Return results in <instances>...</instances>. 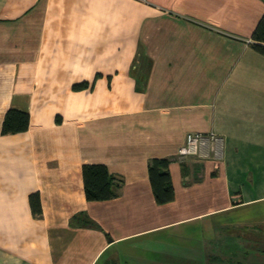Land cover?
<instances>
[{
    "label": "crops",
    "instance_id": "obj_1",
    "mask_svg": "<svg viewBox=\"0 0 264 264\" xmlns=\"http://www.w3.org/2000/svg\"><path fill=\"white\" fill-rule=\"evenodd\" d=\"M263 15L264 0H0V264L264 260L251 247L264 228ZM9 109L29 114L26 130L2 133ZM194 132L221 141L179 157ZM152 158L170 159L169 202ZM85 163L106 166L116 196L85 198Z\"/></svg>",
    "mask_w": 264,
    "mask_h": 264
},
{
    "label": "trees",
    "instance_id": "obj_2",
    "mask_svg": "<svg viewBox=\"0 0 264 264\" xmlns=\"http://www.w3.org/2000/svg\"><path fill=\"white\" fill-rule=\"evenodd\" d=\"M253 39L264 42V15L253 32ZM77 87V85H74ZM29 123V114L17 109H9L4 117L2 133H15L26 130ZM168 158H152L148 164V176L151 182L155 199L158 203H166L173 199V187L169 173ZM85 198L88 201H104L116 196L113 189L115 180L108 174L103 164L85 163L81 166ZM29 205L34 215H41V202L38 192L29 195ZM75 219H78L76 217ZM82 222L91 224V220L80 218ZM79 219V220H80ZM83 224V223H82ZM249 253V252H248Z\"/></svg>",
    "mask_w": 264,
    "mask_h": 264
},
{
    "label": "built area",
    "instance_id": "obj_3",
    "mask_svg": "<svg viewBox=\"0 0 264 264\" xmlns=\"http://www.w3.org/2000/svg\"><path fill=\"white\" fill-rule=\"evenodd\" d=\"M207 140H211L214 143L219 144V142L221 141V137L213 132H210L207 135L200 132L188 133L186 136L185 144L178 149L177 154L181 158L196 154L198 148Z\"/></svg>",
    "mask_w": 264,
    "mask_h": 264
},
{
    "label": "rangeland",
    "instance_id": "obj_4",
    "mask_svg": "<svg viewBox=\"0 0 264 264\" xmlns=\"http://www.w3.org/2000/svg\"><path fill=\"white\" fill-rule=\"evenodd\" d=\"M259 231H264V228H260V229H257V228H255L254 229V236H255V239L254 240H256L254 243H252L251 244V247L254 249V250H258L259 248H261V247H263L264 246V242H261L262 240H261V238L262 239H264V237H261L260 239H256V235H258V232ZM260 237V236H259ZM262 262H264V260H261V262H260V260H259V263L260 264H263ZM258 263V264H259ZM254 264H256L255 262H254Z\"/></svg>",
    "mask_w": 264,
    "mask_h": 264
}]
</instances>
